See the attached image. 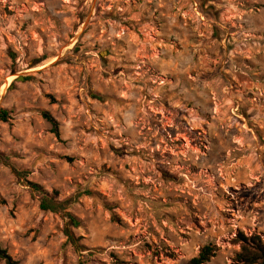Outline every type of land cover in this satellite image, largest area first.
I'll list each match as a JSON object with an SVG mask.
<instances>
[{"label": "rangeland", "instance_id": "1", "mask_svg": "<svg viewBox=\"0 0 264 264\" xmlns=\"http://www.w3.org/2000/svg\"><path fill=\"white\" fill-rule=\"evenodd\" d=\"M204 1L0 0V247L18 264H189L209 244L208 264H242L239 232L264 242V129L215 143L201 118L204 58L261 68L264 0ZM242 9L252 33L232 29Z\"/></svg>", "mask_w": 264, "mask_h": 264}, {"label": "crops", "instance_id": "2", "mask_svg": "<svg viewBox=\"0 0 264 264\" xmlns=\"http://www.w3.org/2000/svg\"><path fill=\"white\" fill-rule=\"evenodd\" d=\"M131 1L133 2L132 9L125 5L122 9L123 11L127 9L129 13L133 12L135 17L163 14L175 16L179 15L189 4V0ZM206 3L207 6H217L216 2L208 0L203 2L205 8L207 7ZM215 11L220 10L217 8ZM230 13L229 21L232 29L233 27L241 28L240 32L244 31L245 34L253 32L254 26L247 22L252 18L248 10L242 9L234 12L231 10ZM233 17L234 20H232ZM237 17L242 20H238ZM203 18L204 22H207L206 17L203 16ZM214 23L216 24V22ZM208 25H203L205 30ZM145 26L141 25L146 29ZM261 29H264V26ZM159 44L160 41L157 39L151 45L157 47ZM206 61L213 64L210 66ZM251 61V63L253 61L258 63L256 59H251ZM260 61L261 68H258L257 71H253L254 68L249 63H247L249 70L239 67L241 74H239L240 72L236 73L232 67L233 64H241V61L237 59L228 61L226 58L214 57L212 59L204 58L201 61V118L202 125L210 129L211 136H207V138L211 142L228 144L233 141L253 140L254 143L258 141L256 130L264 129V60ZM247 92L250 93V97L245 95ZM254 99L257 100V103Z\"/></svg>", "mask_w": 264, "mask_h": 264}, {"label": "trees", "instance_id": "3", "mask_svg": "<svg viewBox=\"0 0 264 264\" xmlns=\"http://www.w3.org/2000/svg\"><path fill=\"white\" fill-rule=\"evenodd\" d=\"M42 116L47 120L52 128L53 133L60 137V124L54 118V116L48 112L43 111ZM10 120V113L7 110L2 109L0 111V124L8 123ZM35 191L42 196L40 208L43 212H52L58 213L62 208V204L57 202V193L50 194L44 190L41 186L36 184H30ZM71 222L75 227H78L79 222L71 215L68 216ZM69 240H73V235L70 232H66ZM239 243L242 244V251L238 255V259L242 264H264V242L261 237L258 235H253L251 237H246L244 233L239 232L238 236ZM218 252L217 246L209 244L203 247L197 257L191 260L189 264H208L216 257ZM0 261L5 262L6 264H18L16 260L8 253L7 250H4L0 247Z\"/></svg>", "mask_w": 264, "mask_h": 264}, {"label": "bare ground", "instance_id": "4", "mask_svg": "<svg viewBox=\"0 0 264 264\" xmlns=\"http://www.w3.org/2000/svg\"><path fill=\"white\" fill-rule=\"evenodd\" d=\"M13 80H14L13 78L9 79V80H8V85L11 84V82H12ZM3 90H6V89H3Z\"/></svg>", "mask_w": 264, "mask_h": 264}]
</instances>
